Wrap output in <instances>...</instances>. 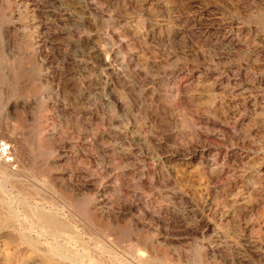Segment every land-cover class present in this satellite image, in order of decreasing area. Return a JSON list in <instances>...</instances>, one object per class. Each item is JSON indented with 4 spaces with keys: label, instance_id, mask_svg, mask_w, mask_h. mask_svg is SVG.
I'll list each match as a JSON object with an SVG mask.
<instances>
[{
    "label": "rangeland",
    "instance_id": "rangeland-1",
    "mask_svg": "<svg viewBox=\"0 0 264 264\" xmlns=\"http://www.w3.org/2000/svg\"><path fill=\"white\" fill-rule=\"evenodd\" d=\"M0 264H264V0H0Z\"/></svg>",
    "mask_w": 264,
    "mask_h": 264
},
{
    "label": "built area",
    "instance_id": "built-area-1",
    "mask_svg": "<svg viewBox=\"0 0 264 264\" xmlns=\"http://www.w3.org/2000/svg\"><path fill=\"white\" fill-rule=\"evenodd\" d=\"M0 162L5 164H11L13 162L9 144L3 139H0Z\"/></svg>",
    "mask_w": 264,
    "mask_h": 264
}]
</instances>
